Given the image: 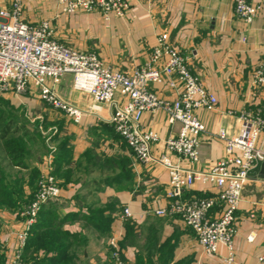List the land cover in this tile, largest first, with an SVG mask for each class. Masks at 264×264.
Wrapping results in <instances>:
<instances>
[{
	"label": "crops",
	"instance_id": "1",
	"mask_svg": "<svg viewBox=\"0 0 264 264\" xmlns=\"http://www.w3.org/2000/svg\"><path fill=\"white\" fill-rule=\"evenodd\" d=\"M127 1L130 9L124 18L111 16L105 21L98 12H82L87 18H82L81 22L85 24L82 25L90 30L89 37L99 42V52L78 50L95 53L112 70L133 75L149 61L157 38L166 34L173 47L191 58L192 72L217 98L218 104L214 111L198 110L195 113L206 126V133L200 137L197 164L178 160L177 156L165 151L163 143L154 146L152 151L155 157L167 156L184 168L209 171L225 157L224 143L218 138L220 130H225L231 137L238 135L242 112L264 119V87L252 85L254 70L264 63V0H247L261 6L251 24L235 14V0H157L152 4L145 0ZM9 4V0H0V9L8 8ZM23 4L29 22L53 20L56 39L57 26L74 16L55 18L58 12L56 0H23ZM36 5L45 10H41V15L36 13ZM150 91L168 101L177 98V92L169 89L166 81L150 85ZM58 92L63 99L83 109L81 121L75 123L56 111L55 116L62 127L55 138L58 144L52 147L49 157H32V160L29 148L25 149L30 155H27L26 167H14L11 162L3 165L10 159L2 148L6 159L1 160L0 166L6 174L8 168L18 171L19 177L27 182L31 170H36L38 188L47 160H52L53 173L61 190L60 196L52 201L53 209L64 218L62 228L78 234L85 242L84 248L78 251L79 263L106 264L111 255L110 239L116 238L127 264H135L139 256L146 258L149 249L151 259L156 263L167 260L169 264H223L220 256H208L203 252L193 231L179 218L154 214L168 200V171L157 163L139 162L125 142L116 139L110 123L114 109L104 105L97 110H87L88 97L72 90L69 77L64 78ZM32 94H37L40 99L37 92ZM7 96L15 97L13 94ZM21 98L16 96L21 103L31 102V99ZM142 125L157 132L162 141L176 136L181 128L178 123L170 124L163 112L145 113ZM261 164L251 174L236 213L234 249L238 264H264L259 260L264 253ZM14 176L13 173L11 177ZM25 191L30 193L28 187ZM216 193L217 189L211 185L196 183L183 192V197L190 199ZM125 208L133 214L127 222L122 219ZM221 209L217 206L211 217L217 218ZM95 211H100V225L89 219ZM128 222L132 228L129 233ZM23 227L19 212L0 207V247L6 264H11L17 235Z\"/></svg>",
	"mask_w": 264,
	"mask_h": 264
},
{
	"label": "built area",
	"instance_id": "2",
	"mask_svg": "<svg viewBox=\"0 0 264 264\" xmlns=\"http://www.w3.org/2000/svg\"><path fill=\"white\" fill-rule=\"evenodd\" d=\"M152 4L157 0H145ZM60 15L100 13L105 21L111 16L124 18L130 9L127 0H56ZM9 7L0 9V93L17 97L38 92L49 107L79 123L83 109L63 99L58 88L64 78H71L74 92L89 99L87 110L104 105L114 109L110 123L135 158L144 164L157 163L169 174V191L164 207L154 211L157 217H177L195 234L203 252L220 256L223 264H238L234 249L236 213L242 195L251 181V174L264 161V119L239 115L241 130L229 136L220 130L218 138L224 143L225 157L209 171L184 168L167 156L155 157L153 147L163 143L165 151L180 161L194 165L200 159V137L206 126L195 114L198 110L214 111L218 100L208 92L190 67L191 58L173 47L168 36L157 38L149 61L133 75L112 70L95 53L82 52L56 39L53 20L31 23L25 17L23 0H9ZM235 14L251 24L261 10L247 0H235ZM166 81L177 92L174 101L160 98L150 91V85ZM252 85L264 87V63L252 75ZM163 112L170 124L181 125L176 136L161 139L160 135L142 125L145 113ZM196 183L211 185L215 195L185 199L183 192ZM60 187L53 173L52 160L39 182L33 200L21 209L23 230L17 235V248L11 264H23L22 255L29 233L44 205L60 196ZM222 209L217 218L211 212ZM133 214L128 208L122 219L129 221ZM110 260L106 264H127L116 238L110 239ZM223 249L224 253L221 254ZM264 263V253L260 257Z\"/></svg>",
	"mask_w": 264,
	"mask_h": 264
},
{
	"label": "trees",
	"instance_id": "3",
	"mask_svg": "<svg viewBox=\"0 0 264 264\" xmlns=\"http://www.w3.org/2000/svg\"><path fill=\"white\" fill-rule=\"evenodd\" d=\"M11 125V121H9L0 131V142L13 166L24 168L27 166L26 159L28 155L23 149V146H25L23 143L26 144V142H24V137L23 139L21 137L12 138L18 132L17 129H12ZM0 170L3 175L0 176V207L16 213L33 200L38 189V172L31 170L27 182L19 177L20 174H16L13 178L10 174L5 175L2 168ZM26 187L29 188L30 193L25 191ZM205 197L209 196H199L198 198ZM52 204V202H49L43 206L35 225L29 233L22 255L23 264H81L77 255L78 251L84 248L85 242L78 234H72L62 228L64 218L59 216L58 212L53 209ZM98 212L100 211H95L89 219L100 225L102 218H98L100 214ZM126 229L128 233L132 231L129 222ZM105 230L108 232V229ZM148 251V256L146 258L139 256L135 264H169L167 260L154 262L150 256V249ZM0 264H6V257L1 247Z\"/></svg>",
	"mask_w": 264,
	"mask_h": 264
},
{
	"label": "rangeland",
	"instance_id": "4",
	"mask_svg": "<svg viewBox=\"0 0 264 264\" xmlns=\"http://www.w3.org/2000/svg\"><path fill=\"white\" fill-rule=\"evenodd\" d=\"M35 7L36 13H40L41 10L43 12L45 11L38 5ZM81 13L82 12L78 15H74L75 17L73 16L72 18L63 20V22H61L62 24L60 23L57 26V39L61 43L67 44L74 49H88L98 53L99 51L97 48H99V46L97 44H99V42L89 37L90 30L86 29L83 26L85 24L81 22V20H83L82 18H87ZM39 15H41V13ZM41 19L45 18H40L39 20ZM20 97L31 99V102H26L24 104L18 101L16 96H7L6 94L0 93V131L5 127L6 123L11 121V128L17 129L18 132L13 135L12 138L17 139V137H21L23 139L24 137V142H26V144L23 143V145H25L23 146V149L29 150L30 148L31 158L49 157L51 149H53L52 147H55L58 144V142L55 143V138L60 131L59 128L62 127L55 116L56 110L52 109L42 100L37 98V94L28 93ZM113 132L116 139L120 140V137L115 133V131ZM122 143L126 146L124 142ZM2 148V143L0 142V163L1 160L4 158L6 159ZM9 163L10 161L7 159L3 165H8ZM8 171V174L11 173V175L13 173L14 175L18 173V171L9 168ZM1 175L0 170V176ZM24 207L25 205L22 208ZM20 211L21 210L18 212L20 213Z\"/></svg>",
	"mask_w": 264,
	"mask_h": 264
},
{
	"label": "water",
	"instance_id": "5",
	"mask_svg": "<svg viewBox=\"0 0 264 264\" xmlns=\"http://www.w3.org/2000/svg\"><path fill=\"white\" fill-rule=\"evenodd\" d=\"M259 177L264 179V161L261 164V170H260Z\"/></svg>",
	"mask_w": 264,
	"mask_h": 264
}]
</instances>
